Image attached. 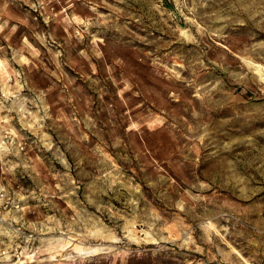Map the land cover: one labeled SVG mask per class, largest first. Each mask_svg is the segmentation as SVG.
I'll list each match as a JSON object with an SVG mask.
<instances>
[{"label": "rangeland", "instance_id": "374dc122", "mask_svg": "<svg viewBox=\"0 0 264 264\" xmlns=\"http://www.w3.org/2000/svg\"><path fill=\"white\" fill-rule=\"evenodd\" d=\"M0 189V264H264V0H0Z\"/></svg>", "mask_w": 264, "mask_h": 264}, {"label": "built area", "instance_id": "2783aa9c", "mask_svg": "<svg viewBox=\"0 0 264 264\" xmlns=\"http://www.w3.org/2000/svg\"><path fill=\"white\" fill-rule=\"evenodd\" d=\"M5 209V196L3 195L2 190L0 189V213L1 211ZM5 252L4 251H0V261H4L5 259ZM3 259V260H2Z\"/></svg>", "mask_w": 264, "mask_h": 264}]
</instances>
